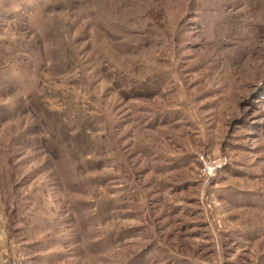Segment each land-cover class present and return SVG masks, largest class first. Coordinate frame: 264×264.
<instances>
[{"label":"rangeland","instance_id":"1","mask_svg":"<svg viewBox=\"0 0 264 264\" xmlns=\"http://www.w3.org/2000/svg\"><path fill=\"white\" fill-rule=\"evenodd\" d=\"M0 264H264V0H0Z\"/></svg>","mask_w":264,"mask_h":264}]
</instances>
